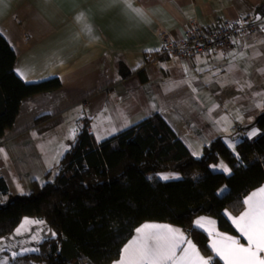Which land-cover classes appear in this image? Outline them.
Instances as JSON below:
<instances>
[{
	"label": "crops",
	"instance_id": "0c3cea01",
	"mask_svg": "<svg viewBox=\"0 0 264 264\" xmlns=\"http://www.w3.org/2000/svg\"><path fill=\"white\" fill-rule=\"evenodd\" d=\"M263 1L0 0V34L16 54L15 73L21 78L19 70L27 83L50 77L60 80L59 88L22 100L13 125L0 141V176L9 193H29L33 181L42 183L83 119L94 138L101 140L158 112L188 150L199 156L216 137L231 149L242 137L249 138L256 126H245L264 110V27L234 41L226 54L211 51L190 59L161 57L156 62L149 55L161 47V30L178 39L194 23L216 26L223 20L254 18ZM163 176L179 178L168 171L158 174L162 180ZM262 186L264 182L244 199ZM245 207L237 214L224 213L239 216ZM200 217L217 221L199 214L193 224ZM145 223L168 224L187 235L167 221L147 220L135 229ZM135 229L121 249L136 235ZM217 230L239 236L218 224ZM49 234L43 220L23 217L11 234L0 238L4 249L0 261L9 260L11 252L21 248L35 251ZM241 243L246 242L241 239ZM119 258L120 253L109 264Z\"/></svg>",
	"mask_w": 264,
	"mask_h": 264
},
{
	"label": "trees",
	"instance_id": "16d2710c",
	"mask_svg": "<svg viewBox=\"0 0 264 264\" xmlns=\"http://www.w3.org/2000/svg\"><path fill=\"white\" fill-rule=\"evenodd\" d=\"M263 14L264 1L254 18ZM15 62L14 49L0 34V141L24 98L60 87L58 77L24 82L14 71ZM87 124L83 119L68 151L44 174L43 183L32 182L29 193H9L0 176V238L25 216L43 220L55 234L43 238L35 251L9 258L8 264H109L147 220L182 227L203 255H211L207 235L194 227V217L211 215L219 229L235 233L224 210L239 213L244 196L264 182V115L255 138L242 137L231 149L216 137L200 156L188 150L158 112L101 140ZM221 162L230 174L212 168ZM166 171L179 178L160 179L158 174ZM222 185L227 190L219 193Z\"/></svg>",
	"mask_w": 264,
	"mask_h": 264
},
{
	"label": "snow or ice",
	"instance_id": "6c2138e0",
	"mask_svg": "<svg viewBox=\"0 0 264 264\" xmlns=\"http://www.w3.org/2000/svg\"><path fill=\"white\" fill-rule=\"evenodd\" d=\"M16 71L24 79L23 74ZM255 135L253 131L249 138ZM193 155L199 156L198 153ZM222 171L230 174L228 167H223ZM163 179L168 180L170 177L163 176ZM226 190L225 187L220 191ZM20 194L24 193L21 191ZM243 204L246 207L239 216L225 213L239 236L218 231L214 219L200 217L194 222V227L207 235V247L211 255H203L197 243L179 228L168 224L145 223L135 229L136 235L121 249L120 258L115 264H264V186L248 195ZM25 221L31 223L28 218ZM19 232L20 228H17L16 233ZM32 239L36 240V237ZM241 239L246 243H241ZM30 250L34 249L12 251L11 259ZM0 264H8V259L0 261Z\"/></svg>",
	"mask_w": 264,
	"mask_h": 264
},
{
	"label": "built area",
	"instance_id": "2783aa9c",
	"mask_svg": "<svg viewBox=\"0 0 264 264\" xmlns=\"http://www.w3.org/2000/svg\"><path fill=\"white\" fill-rule=\"evenodd\" d=\"M263 27L264 14L258 20L242 16L236 20H223L216 26H201L194 23L185 28L178 39L173 38L166 30H161L159 33L161 47L149 55V60L156 62L158 58L174 56L190 59L211 51L226 54L234 41Z\"/></svg>",
	"mask_w": 264,
	"mask_h": 264
},
{
	"label": "rangeland",
	"instance_id": "374dc122",
	"mask_svg": "<svg viewBox=\"0 0 264 264\" xmlns=\"http://www.w3.org/2000/svg\"><path fill=\"white\" fill-rule=\"evenodd\" d=\"M256 129H254V127H253V130H256V132H257V134L255 135V136H253L252 138H255L258 134H259V129L257 128V127H255ZM50 135V136H49ZM51 138V139H54V136H52V134H48L47 135V138ZM69 146H70V144H68L67 145V148H69ZM65 150H63V152H64ZM63 152H61V154L60 155H62L63 154ZM41 153V152H40ZM48 153V152H47ZM61 157V156H60ZM57 162L58 161H56V163L52 166V168H54L55 167V165L57 164ZM223 167H228L224 162H221V163H219V164H217V165H213L212 166V168L214 169V170H218V171H222V169H223ZM229 168V167H228ZM51 169V168H50ZM230 170V169H229ZM174 174L176 173V172H173ZM45 181V179H42V183ZM24 185V184H23ZM28 185H29V182H28ZM32 186V188H33V185H31ZM24 187H26V184L24 185ZM226 187V185H222L220 188H219V190H218V192L219 193H222L220 190L222 189V188H225ZM24 189V188H23ZM20 191H23V190H20ZM25 191V190H24ZM23 193H26L27 194V192L25 191V192H23ZM46 224V223H45ZM34 229L32 228V234H31V236L33 237L34 236V232L36 231V230H34ZM31 231V230H30ZM29 231V233H31ZM53 231L52 230H50V234L49 235H53ZM29 242V241H28ZM28 247H29V245H27ZM27 248V247H26Z\"/></svg>",
	"mask_w": 264,
	"mask_h": 264
},
{
	"label": "water",
	"instance_id": "95a60500",
	"mask_svg": "<svg viewBox=\"0 0 264 264\" xmlns=\"http://www.w3.org/2000/svg\"><path fill=\"white\" fill-rule=\"evenodd\" d=\"M257 17H259V16H256V17H255V20H258ZM263 115H264V110L260 111V112L255 116L254 120L245 126V129H248V128H250V127L256 126L258 119H259L261 116H263Z\"/></svg>",
	"mask_w": 264,
	"mask_h": 264
}]
</instances>
